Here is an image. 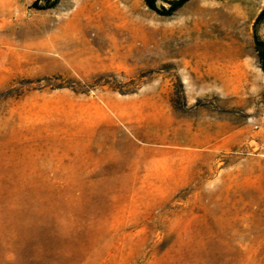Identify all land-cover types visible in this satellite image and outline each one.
I'll use <instances>...</instances> for the list:
<instances>
[{
  "label": "rangeland",
  "instance_id": "1",
  "mask_svg": "<svg viewBox=\"0 0 264 264\" xmlns=\"http://www.w3.org/2000/svg\"><path fill=\"white\" fill-rule=\"evenodd\" d=\"M36 1L0 0V264H264V0Z\"/></svg>",
  "mask_w": 264,
  "mask_h": 264
},
{
  "label": "trees",
  "instance_id": "2",
  "mask_svg": "<svg viewBox=\"0 0 264 264\" xmlns=\"http://www.w3.org/2000/svg\"><path fill=\"white\" fill-rule=\"evenodd\" d=\"M47 2H52L49 6H44L40 8H50L55 6L59 0H45ZM191 0H145L146 4L154 11L158 12L161 15L170 16L184 7ZM39 0L34 3V6L37 7ZM168 3L169 7H165L162 4ZM161 4V6L159 5ZM264 22V8L260 15L258 16L256 23L254 25V41L255 49L257 52V58L260 64V67L264 73V38L260 36L259 26ZM11 254L13 259L11 261H6L4 264H19L20 261V252L17 249H14Z\"/></svg>",
  "mask_w": 264,
  "mask_h": 264
},
{
  "label": "bare ground",
  "instance_id": "3",
  "mask_svg": "<svg viewBox=\"0 0 264 264\" xmlns=\"http://www.w3.org/2000/svg\"><path fill=\"white\" fill-rule=\"evenodd\" d=\"M64 57V56H63Z\"/></svg>",
  "mask_w": 264,
  "mask_h": 264
}]
</instances>
